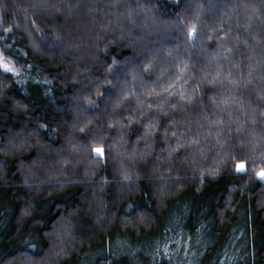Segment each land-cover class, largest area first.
Wrapping results in <instances>:
<instances>
[{
  "label": "trees",
  "instance_id": "obj_1",
  "mask_svg": "<svg viewBox=\"0 0 264 264\" xmlns=\"http://www.w3.org/2000/svg\"><path fill=\"white\" fill-rule=\"evenodd\" d=\"M0 56V264H264V0H0Z\"/></svg>",
  "mask_w": 264,
  "mask_h": 264
},
{
  "label": "snow or ice",
  "instance_id": "obj_2",
  "mask_svg": "<svg viewBox=\"0 0 264 264\" xmlns=\"http://www.w3.org/2000/svg\"><path fill=\"white\" fill-rule=\"evenodd\" d=\"M11 31V30H8ZM195 34H196V29L193 28L191 30V32H189V38L190 39H194L195 38ZM0 69H2L4 72L10 73L12 72V68L3 60V57L0 56ZM149 107H151V105H149ZM167 131H165V135H167ZM172 136H176L177 133L175 131H173L171 133ZM93 152L95 153L97 158H102L105 156V151L103 149V147H96L93 149ZM248 170V165L246 161H238L236 163V171L238 173H246ZM256 175L261 179L264 180V168H262L259 172L256 173Z\"/></svg>",
  "mask_w": 264,
  "mask_h": 264
},
{
  "label": "rangeland",
  "instance_id": "obj_3",
  "mask_svg": "<svg viewBox=\"0 0 264 264\" xmlns=\"http://www.w3.org/2000/svg\"><path fill=\"white\" fill-rule=\"evenodd\" d=\"M210 21V20H209ZM212 21V20H211ZM209 22V24H208V26H206V25H204V23H203V31H202V33H203V35H205V33H204V31H205V27L204 26H206V27H209L210 25H211V23H212V25L211 26H213V24H214V21H212V22ZM206 42H208V40L206 39V41H205V37L204 36H201V38L197 41V43H196V45H199V46H201L202 44H206ZM193 82V80L192 79H190V83H192ZM248 87V86H247ZM248 110H250V108H249V106H247L246 107ZM252 140L254 139V138H251ZM251 140V141H252ZM250 141V142H251ZM263 142H264V139H263ZM249 145H251L250 143H249ZM258 145V144H257ZM198 158L197 159H199L200 158V160H202V156L199 154V156H197Z\"/></svg>",
  "mask_w": 264,
  "mask_h": 264
}]
</instances>
